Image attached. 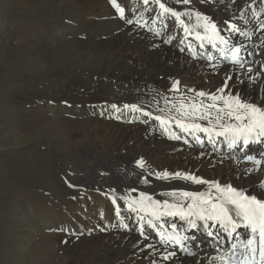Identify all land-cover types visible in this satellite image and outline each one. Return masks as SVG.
Segmentation results:
<instances>
[{
    "label": "snow or ice",
    "instance_id": "obj_1",
    "mask_svg": "<svg viewBox=\"0 0 264 264\" xmlns=\"http://www.w3.org/2000/svg\"><path fill=\"white\" fill-rule=\"evenodd\" d=\"M198 2L226 4L227 18H214L220 9L212 7L206 13L193 0H132L127 8L121 0H109L115 18L135 25L133 32L143 30L161 44L175 47L208 69L209 82L219 76V83L197 90L187 85L182 88L179 79L169 77L167 93L138 89L141 94L135 102L105 101L92 114L154 124L155 132L185 146L179 151L192 150L202 161L207 158L212 168L230 162L235 166L231 170L239 173L237 179L255 176L261 191L249 194L231 181L205 178L198 170L154 171L145 158H137L131 171L125 167V175L135 176L150 190L135 186L124 193L116 187L107 192L95 189L107 196L112 209L99 211L100 222L92 227L49 229L66 233L62 243L73 237L79 240L86 233L106 232L111 226L138 234L134 247L148 264H185L189 258L190 264H264V198H258L264 196V149L252 151V146H264V0H248L250 15L232 8L236 0ZM257 34L259 43H254ZM242 86L254 89L256 97L243 95ZM153 177L181 183L156 193ZM187 185L205 187L191 190ZM84 198L86 193L80 197ZM201 237L206 238L211 252L201 247L205 242Z\"/></svg>",
    "mask_w": 264,
    "mask_h": 264
},
{
    "label": "bare ground",
    "instance_id": "obj_2",
    "mask_svg": "<svg viewBox=\"0 0 264 264\" xmlns=\"http://www.w3.org/2000/svg\"><path fill=\"white\" fill-rule=\"evenodd\" d=\"M121 2L126 8L132 4V0H121ZM229 2L230 0H226V3ZM247 3L248 0H236L232 8L243 10L246 15H250L251 10L247 8ZM29 4L37 8L36 21L48 19L47 25L43 24L45 27L40 28L43 30L40 36L43 42L36 41L37 36L21 42V38L28 36L27 30L24 29L27 25L13 26L0 17V47L2 39L13 36L14 39L12 38L11 41L18 43L21 50L30 48L34 50L30 58L33 61L40 60L41 63L44 61V70L41 73H45L44 77L50 74L44 78L46 82H49L50 78L53 79L52 68L57 69L61 65L70 66L69 64L72 63L78 66L79 62L91 61L89 69L92 72L89 71L91 73L89 79H92V85L95 84L97 87L96 89L92 87L95 89L94 94L93 91H79L80 88L77 87L83 72L77 71L78 67H73L75 73L74 78L71 79L73 82L65 79L67 83L59 84L58 88L55 86L53 89L50 88L49 93H46L45 86L43 89L45 91L42 90L38 96V104L32 106V109L40 111L42 120L57 126L59 137L50 139L52 148L49 150L35 145L26 148L24 150L26 154L38 156L45 163L54 155L58 156L61 148L68 147L78 138L88 137L93 142L64 156L66 163H72L71 167L75 172L66 175L64 182L55 170L51 179L53 193L45 192L39 187L28 186L27 194L34 199L47 201L43 204L48 208H43L38 214L24 200L16 202V205L11 207L18 221L17 232L20 239L17 248L21 258L34 262V255L42 245L45 253L48 252L50 257H54L60 251L69 254L72 264H148L140 249L134 247L138 239V234L135 232L126 233L109 226L106 232L94 231L91 235L86 233L79 240L73 237L65 244L62 241L67 238L66 233L49 231L59 227L73 229H79L82 225L92 227L100 222L98 212L108 213L112 205L107 196L95 191L97 188L107 192L109 187H116L122 193L132 186L140 190H150L147 186L138 183L135 176L125 175V167L127 166L131 171L137 158H145L153 166L154 171L198 170L205 178L221 179L222 182L231 181L234 186L244 189L249 194H257L261 191L255 176L237 179L239 173L231 170L235 166L230 162L212 168L207 163V158L202 161L192 150L185 148V151H179L185 146L155 132L154 124L146 126L141 122L129 123L92 114L94 111L98 113L99 106L105 101L135 102L141 94L138 89L147 92L149 88H154L167 93L171 84L169 77L179 79L182 88L187 85L201 90L218 84L219 76L209 82L208 69L197 61L179 53L173 46L161 44L160 40L154 39L150 33L143 30H140L139 34L133 32L135 25H126L115 18L109 0H29ZM193 4L206 13L210 8L216 7L220 10L215 13L214 18H227L228 14L223 11L226 4L205 6L200 5L198 0H193ZM259 7L257 3V10ZM145 19H148V14H145ZM259 35L253 37L254 43H259ZM79 74L81 76L77 77ZM35 81L36 75L29 70L11 83L9 91L15 94L21 91L26 95L30 84ZM242 94L255 98L257 92L242 86ZM145 99L148 97L145 96ZM64 101H67L71 107H68ZM92 105L97 107L94 109ZM14 111L13 103L7 111L11 119L16 116ZM2 112L4 109H0V113ZM6 124L9 125L7 121L4 125ZM21 140L27 141L26 133L21 136ZM261 149H264V146H252L253 154ZM13 153L18 154V152ZM25 164V160L20 162L26 175H29L28 169L31 167ZM53 169L54 166L51 167L52 171ZM101 172H109L111 175L101 176ZM69 183L75 187H69ZM180 183L174 181L170 184L152 178L156 193ZM187 187L191 190H204L205 186L187 185ZM85 193L86 198L80 199ZM73 196L77 199H72ZM5 197L4 191L0 189V211L6 207L3 202ZM201 240L205 241L201 247L211 252L212 248L206 242V238L201 237ZM48 242L53 244L46 246L45 243ZM190 261L191 258L185 261V264H190ZM35 264H45V262L40 261Z\"/></svg>",
    "mask_w": 264,
    "mask_h": 264
},
{
    "label": "rangeland",
    "instance_id": "obj_3",
    "mask_svg": "<svg viewBox=\"0 0 264 264\" xmlns=\"http://www.w3.org/2000/svg\"><path fill=\"white\" fill-rule=\"evenodd\" d=\"M37 15V8L30 5L29 0H0L1 18H4L5 21L11 23L13 26H18L19 24L27 25L24 29L27 30L26 33L28 36L21 38V42H25L29 40L30 37L34 38L35 36H37L35 37L36 41L43 42L40 37L43 30H40V28L47 25L48 19H39L36 21ZM12 38L13 36H7V39H2V46L0 47V109H4V112L0 113V147L3 146L0 151V189L4 191L6 196L5 201H3L6 207L4 210L0 211V264H35L40 261H44L45 264H72V259L69 258V254L65 252L64 254L60 251L54 257H50L48 256V252L45 253V249L42 245L37 249L34 255V262L21 258L17 248L20 239L17 232L18 221L13 215L14 211L11 207L15 206L16 202L24 200V202L30 204L33 210L37 211L38 214H40L43 208H48V206L43 204L47 201L34 199L27 194L26 189L28 186L39 187L45 190V192L53 193L51 179H53L52 173H54L55 170L57 171L56 174H58L64 182H66V175H70L71 173L74 174L75 172L71 167L72 163H66V158L64 156L82 146L84 147L85 145L92 144L93 140L88 137H86L87 139L78 138L68 147L61 148L57 154L58 156L54 155L51 160L45 163L42 158L31 156L24 152L26 148L35 145L40 146L41 149L49 150L52 148L50 147L51 140L59 137L57 135V126L47 124L45 120H42L43 116L39 114L40 111L32 109L33 105L35 106L38 104V96L41 91L46 86V93H49L54 86L58 88L59 84L62 85L67 83L66 81L73 82L71 80L72 77L74 78L75 76L73 67H78L77 71L82 70L83 74L81 75L83 77L80 74L77 76H81L80 78H82L79 79L80 84H78L77 88H80L79 91L81 92L93 91L92 93L94 94L97 85H92V79H89L91 78V73H89L91 61H87V63L85 61L84 63L79 62L78 66H74V63H72L69 64L70 66L61 65L57 69L52 68L51 73L54 75L53 79L50 78L51 80L46 82L44 78L48 75L50 76V74L44 77L45 73H41L44 70V61L42 63L40 60L33 61L30 57L33 55L34 50H31V48L21 50L17 45L18 43H13V41H11ZM29 70L36 75V81L30 84L27 92L28 94L26 93V95H24L25 93L22 94L21 91H19L17 94L12 92L15 94L13 95L11 91H9L11 83ZM13 103L15 106L14 115L16 116L14 119H11L7 111ZM6 121L9 125H4ZM24 133H26L27 141L22 142L21 136ZM13 152H18V154L14 155ZM23 160L26 161V166L31 167V169H28L29 175H26L27 173H25V170L20 165V162ZM52 166H54V171L51 170ZM29 176L32 177L29 178ZM48 244L53 243H45L46 246Z\"/></svg>",
    "mask_w": 264,
    "mask_h": 264
}]
</instances>
